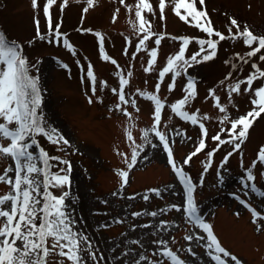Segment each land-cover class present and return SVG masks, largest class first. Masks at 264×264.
I'll return each mask as SVG.
<instances>
[{"label":"rangeland","instance_id":"1","mask_svg":"<svg viewBox=\"0 0 264 264\" xmlns=\"http://www.w3.org/2000/svg\"><path fill=\"white\" fill-rule=\"evenodd\" d=\"M45 2L38 0L37 9H33L31 0H0V30L8 40L20 45L29 64V74L39 77L42 93L39 111L43 122L69 141L66 146H57L37 136V146L33 150L38 154L42 148L50 156L68 160L72 166L70 186L52 191L56 196L62 191L70 192L67 202L77 221L75 230L87 235L94 245L93 251L104 258L98 262L88 258L86 264H135L140 254L161 260L153 256L157 248L154 240L167 241L168 247L186 264H214L206 255L204 241L184 239L187 235L203 233L182 211L183 186L168 164L158 138L149 132L151 144L143 139V131L153 124L154 103L139 95L137 90L158 95L165 105L158 130L168 138L177 165L193 180L198 215L212 226L221 245L241 264H264V221L258 217L253 223L249 210L255 209L264 216V163L257 159L264 146V114L250 127L239 150L233 151L231 143L217 147L218 141L212 139L219 135L228 140L230 121L253 109L254 91L264 85V78L254 80L248 92L243 91L247 84L241 85L239 93L231 95L230 88L255 73L253 64L264 70V61L259 59L264 50L249 58L246 53L251 48L242 39L228 38L218 41L213 59L204 61L201 54L197 57L199 63L192 62L190 58L201 47L198 40L218 38L208 37L195 26L191 17L187 22L181 20L169 0H166L163 20L159 0H149L153 11L143 13L152 26L151 31L163 35L159 45L155 44L153 36L137 51L136 45L143 38L142 33L133 28L137 23V0H124V3L94 0L92 6H88L86 0H68L63 10L60 8L63 0H56L50 7V14L53 29L59 23L62 36L53 42L47 35L48 26L42 10ZM195 4L197 10L207 13L215 31L226 37L230 28L236 32L230 18L238 22L241 31L246 25L254 35L264 36V0H204L203 5L195 0ZM85 8L88 10L84 11ZM181 14H184L183 9ZM36 20H39L44 39L36 35ZM180 38L190 40L184 56L191 67L181 69L193 79L195 90V96L184 110L197 115V124L176 116L169 107L184 97L189 82L182 74L175 80L174 73L159 77L168 58L179 51L183 42ZM63 39L68 40L71 49L63 45ZM152 48L157 50L156 62L145 72L150 58L148 52ZM237 54L248 62L239 60ZM104 55L109 59L104 60ZM89 65L95 77L94 85L87 78ZM181 69L178 70L181 72ZM121 77L128 80L123 88L128 104L121 103L118 98ZM157 84L160 85L158 92ZM170 84L174 85L171 91ZM131 100L136 101L135 106ZM118 103L122 110L117 109ZM217 103L226 109L225 113L220 112ZM225 115L229 121L221 123ZM205 116L207 119H203ZM200 123L207 132L203 137L205 148L184 165V159L201 139ZM128 133H131V140ZM153 144L157 146L152 147ZM137 145H144V148L143 151L137 148V162L129 169L127 163H131L132 149ZM209 152H213L210 161ZM228 152L233 154L223 162ZM253 161H256L255 166ZM206 163L209 164L207 171L204 170ZM10 166L14 167L10 158H0V174ZM62 167L66 166L59 164L53 171ZM248 168H252L253 181L245 179ZM119 171L128 172L126 184L122 185ZM152 190H158L159 194ZM9 191L8 185L0 183V194ZM145 195L149 196L148 200L143 198ZM240 200L249 207L242 205ZM151 212H156L157 216L149 215ZM161 221L167 222L166 231L159 230ZM133 240L140 243L133 245ZM189 247L194 254L186 251ZM56 259L52 257V261Z\"/></svg>","mask_w":264,"mask_h":264},{"label":"snow or ice","instance_id":"2","mask_svg":"<svg viewBox=\"0 0 264 264\" xmlns=\"http://www.w3.org/2000/svg\"><path fill=\"white\" fill-rule=\"evenodd\" d=\"M55 2L56 0H46L42 9L48 26L47 35L52 38L53 42L59 40L62 36L59 31V23L55 24V29H53L50 7ZM120 2L124 3V0H120ZM169 2L173 5L174 13L181 20L187 22L188 18L191 17L195 26L203 33H206L208 37L215 36L218 38V40L211 38L198 40L197 43L201 47L199 52L190 58L192 62L199 63L200 61L197 57L201 54H203L202 59L204 61L213 59L216 56L218 41L228 38L234 40L242 39L243 43L251 48V51L246 53V56L249 58L264 50V36L254 35L246 25L241 31L238 22L234 18H230V22L236 28V32L233 33L230 28L229 35L226 37L219 31H215L205 11L197 10L195 0H169ZM31 3L33 9H37L38 0H31ZM67 3L68 0H63V3L60 4L61 10H63ZM86 3L88 6H92L94 0H86ZM199 3L203 5L204 0H199ZM166 6V0H159L158 7L161 20L165 18L164 10ZM181 9L184 10L183 15L181 14ZM87 10V8L84 9V11ZM145 11L149 13L153 11L149 0H137L135 6L137 23L133 24V28L139 33H144L143 38L136 45L137 51H140L145 41L153 36H155L156 45H159L163 39V35L151 31L152 26L143 15ZM35 23L37 37L44 39L45 36L40 32L39 20H36ZM99 35L97 33L98 37ZM180 39L183 42L179 51L168 58L166 66L159 72L160 78H163L168 73H174L173 80H175V77L181 74L178 69L191 67V64L184 56L186 46L190 40L189 38ZM63 45L69 49L72 47L67 39H63ZM148 55L150 58L148 66L144 68L145 72H149L156 62V48H152L148 52ZM237 58L244 63L248 62L240 54H237ZM103 59L108 60L109 57L104 55ZM259 59L264 61V55H261ZM112 63L115 64L116 62L113 60ZM31 67L34 68L35 65ZM252 67L256 69L255 73H250L245 80L233 84L230 88V95L231 93H239L242 84H247L248 87L244 88L243 91L248 92L254 80L264 78V70H260L255 64ZM87 78L93 85L95 84L91 65L87 69ZM126 84H128V80L121 77V91L118 94V98L123 104L129 103L123 91ZM173 86V84L169 85V91L172 90ZM159 87L160 85L157 84V92L159 91ZM92 91L95 93V87H93ZM113 91L116 92V89H113ZM137 92L154 103L153 124L150 129L143 131V139L146 144H151V140L148 139L149 132L154 133L155 137L158 138L163 150L167 154L168 164L183 186L185 203L182 211L187 214L194 226L201 229L203 233V235H187L184 239L192 241L195 238L204 241L206 255L214 264H229V261L233 262V264H241L237 257L231 255L221 245L214 234L212 226L198 215V206L193 198L195 188L193 180L182 167L177 165L173 158L168 138L158 130V125L161 121V111L165 107L162 99L154 93L142 92L140 90H137ZM194 96V85L189 81L184 97L172 103L169 107L176 116L197 124V115L189 114V112L184 110L185 105ZM41 97L39 77L29 74V64L20 50V45L15 41L8 40L3 33H0V158H10L14 163V167L10 166L6 168L0 174V183L8 185L10 188L8 193L0 194V264H86V259L88 258L94 262H98L104 258L102 255L98 256L93 251L94 245L91 239L82 231L75 230L77 221L74 219V212L70 211V205L67 202L70 192L62 191L60 196H56L52 191V189L63 190L70 186V173L72 171L70 162L66 159L62 160L57 156H50L42 148H39L38 154L33 150L34 146H37V136L45 137L53 145L66 146L69 144V141L57 129L54 127L50 128L43 122L42 112L39 111L42 104ZM91 102L90 98L89 103ZM131 103L135 106L136 101L131 100ZM251 103L253 105L251 111L230 121L231 126L227 129L229 134L228 140L221 139L219 135L212 137L213 140L218 141L217 147L225 143H231L233 144V151L241 148L250 127L261 114H264V85L255 89L254 98ZM216 106L221 113L226 112V109L220 106L219 103ZM116 107L118 110H122L120 103ZM203 119H207V117L205 116ZM225 121H229L227 115L223 117L221 123ZM199 127L201 129V139L195 150L184 159V165L189 164L190 160L205 148L203 137L207 135V132L203 123H200ZM178 135L182 134L178 133ZM128 139H132L131 133H128ZM4 141H8V143L5 145ZM156 146L155 144L152 145V147ZM137 148L143 151L144 145L133 147L131 163H127L126 161L129 169L133 168L137 162L139 154ZM232 154V152H228L223 162H226ZM212 156L213 152H209V161ZM257 159L259 162L264 163V146L260 148ZM59 164L66 167L53 171ZM255 165L256 161H253V166ZM208 167L209 164L206 163L204 170L207 171ZM13 173L14 175H11ZM118 175L121 178L122 185L126 184L128 172L119 171ZM245 179L247 181L254 180L252 168L247 169ZM252 190H256L254 185L252 186ZM152 191L159 194L158 190ZM143 198L148 200L149 196L145 195ZM236 198L239 199V197ZM240 203L245 207H249L244 200H240ZM172 207L176 208V205ZM249 210L252 213L253 223H256L258 217L264 221V216H261L255 209L249 208ZM133 215L139 216L140 213H133ZM149 215L155 217L157 213L151 212ZM141 227H149V225H141ZM159 230L166 231L167 222L161 221ZM131 243L136 245L140 242L133 240ZM153 243L157 245L153 256H158L162 259L153 260L140 254L139 259L135 260V264H141L142 261H147V264H186V261L176 251L168 247L167 241L154 240ZM129 251L131 252V249ZM186 251L194 254L190 247ZM127 254L125 253V255ZM52 257H57L58 259L52 261Z\"/></svg>","mask_w":264,"mask_h":264},{"label":"trees","instance_id":"3","mask_svg":"<svg viewBox=\"0 0 264 264\" xmlns=\"http://www.w3.org/2000/svg\"><path fill=\"white\" fill-rule=\"evenodd\" d=\"M0 33H2V31L0 30Z\"/></svg>","mask_w":264,"mask_h":264}]
</instances>
